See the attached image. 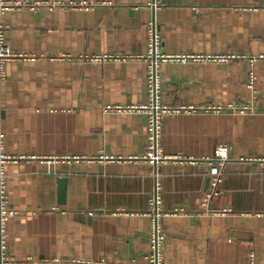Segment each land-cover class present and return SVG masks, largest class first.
<instances>
[{
    "label": "crops",
    "instance_id": "crops-1",
    "mask_svg": "<svg viewBox=\"0 0 264 264\" xmlns=\"http://www.w3.org/2000/svg\"><path fill=\"white\" fill-rule=\"evenodd\" d=\"M7 1L23 3L2 15L24 55L0 82L13 264L145 261L156 192L165 211L185 209L163 218L164 264H264V0ZM152 22L163 53L197 57L161 64V103L193 109L163 115L165 153L187 158L157 166L112 158L146 152L148 116L110 108L149 103L147 63L132 57ZM218 54L240 57L198 58ZM252 100L254 113L207 109ZM220 145L231 158L205 202L204 159Z\"/></svg>",
    "mask_w": 264,
    "mask_h": 264
},
{
    "label": "built area",
    "instance_id": "built-area-1",
    "mask_svg": "<svg viewBox=\"0 0 264 264\" xmlns=\"http://www.w3.org/2000/svg\"><path fill=\"white\" fill-rule=\"evenodd\" d=\"M17 4H23L18 2H12L7 0H0V82L7 78L6 65L9 61L15 58L24 57L23 54L13 51V49L6 44L5 34L6 26L2 22V15L5 10L15 7ZM76 4V3H75ZM88 3L80 2L77 6H84ZM154 7L160 5V0H153ZM149 44L148 50L145 54H140L136 59H143L147 63V88L149 93V103L140 106H127V107H110L118 111H141L148 116V144L146 152L143 155H129L128 157H112L113 159H126L128 161H140L144 160L152 166H157L166 160H183V155H171L165 153L162 145L161 138L163 136V121L162 117L165 113H179L185 110H191L193 107L187 106H172L168 107L161 103V83L162 76L160 73L161 64L167 61H185L189 58H197L191 55H171L163 53L162 51V40L159 29L155 22L149 24L148 27ZM239 55L235 54H218L201 56L202 60H210L217 62H227L231 59L239 58ZM105 58H115L111 56H105ZM257 76L254 71L250 72L248 86L254 89ZM255 93V92H254ZM256 100L257 95L253 96ZM254 100L250 102L240 104H229V105H218L211 106L207 109L215 112L234 111L240 114L254 113L256 106ZM1 139H0V264H13L14 262L9 257L7 250V219L13 216L16 211L10 208L6 193V182H5V170L4 166L9 160H15L16 157L5 155L1 151ZM230 148L227 145H220L216 153L212 157H205V161L209 164L208 174L213 179L212 190L206 195L205 202L211 199L213 194L216 192L219 183L222 179L221 166H225L230 160ZM192 160V159H188ZM264 161V159H256ZM162 199L161 195L156 192L150 199L149 203V215L152 217V225L150 231L151 248L150 252L145 256V261L134 262L132 264H164L165 253V240L166 233L163 227V218L167 215H175L178 212H184V208H175L170 211H165L161 207ZM251 264H255V255L250 253Z\"/></svg>",
    "mask_w": 264,
    "mask_h": 264
}]
</instances>
